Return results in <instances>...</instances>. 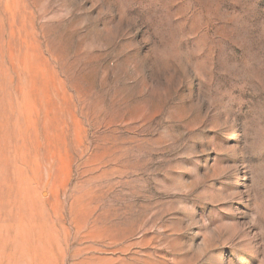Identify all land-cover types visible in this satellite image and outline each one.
<instances>
[{
  "label": "rangeland",
  "instance_id": "obj_1",
  "mask_svg": "<svg viewBox=\"0 0 264 264\" xmlns=\"http://www.w3.org/2000/svg\"><path fill=\"white\" fill-rule=\"evenodd\" d=\"M0 264H264V0H0Z\"/></svg>",
  "mask_w": 264,
  "mask_h": 264
}]
</instances>
